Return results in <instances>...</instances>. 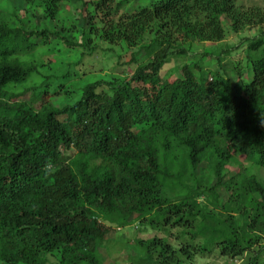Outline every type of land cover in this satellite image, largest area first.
<instances>
[{
  "label": "trees",
  "instance_id": "16d2710c",
  "mask_svg": "<svg viewBox=\"0 0 264 264\" xmlns=\"http://www.w3.org/2000/svg\"><path fill=\"white\" fill-rule=\"evenodd\" d=\"M24 1L40 13V30H27L14 10L11 20L0 18V261L102 264L111 225L135 215L180 231L178 247L164 237L137 239V264H191L213 247L260 264L264 182L249 165L227 179L223 168L242 155L264 169V9L238 0H151L127 11V0H77L84 28L80 42L65 38L67 45L91 47L90 57L99 40L145 57L137 63L131 52L129 77L78 83L72 64L42 58L55 47L41 50L66 31L56 24L63 16L71 22L69 0ZM254 24L261 29L245 39L246 70L235 61L234 75L213 70L212 60L220 64L229 50H204L176 77L160 75L186 52L176 36L219 41L225 25ZM203 162L213 183L198 176ZM220 187L229 193L224 202Z\"/></svg>",
  "mask_w": 264,
  "mask_h": 264
},
{
  "label": "rangeland",
  "instance_id": "374dc122",
  "mask_svg": "<svg viewBox=\"0 0 264 264\" xmlns=\"http://www.w3.org/2000/svg\"><path fill=\"white\" fill-rule=\"evenodd\" d=\"M88 1V0H87ZM117 1V0H116ZM151 0H127L121 8L122 10H134L139 5H145ZM239 4L245 6L258 5L264 9V2L262 0H238ZM65 11L69 12L71 15V22L66 20L65 16L60 17V21L56 25H63L64 31L61 35L62 37L51 39V43L48 46L42 48L41 50H46L48 47H55L57 50L53 53L43 54L42 58L45 61L53 59L54 55L56 59L60 61L59 65L62 63L72 64V72L75 73L74 79L78 83H85L87 79L93 81L101 75H106V73H112L121 76H128L132 73L135 64L128 62L131 58V52H135L136 48H131L130 50H125L122 44H109L105 41L94 40L92 45H96L95 51L91 54L90 57H85L91 47H83L81 45L69 46L65 43V38L70 39L71 41L80 42V33L83 26L82 16L83 10L79 5L77 0H69L68 4L64 7ZM87 9L92 10L87 7ZM14 10L19 17H24L23 22L24 27L27 30L30 28L41 29L43 26V21L41 20L40 13L35 9L31 8L24 0H0V18L10 19L12 18L11 11ZM11 20V19H10ZM62 21V22H61ZM13 23L19 24L17 20H12ZM56 22V21H55ZM73 25V26H72ZM226 30L224 36L219 41H198V40H182L181 37L176 36V45L177 43L185 49V53L181 56H174L170 58L167 63L164 64L160 75L164 78H174L177 73L180 72V66L183 63H193L197 55L204 50H213L216 51L229 50L226 54H223L224 58L219 64L218 61L212 60L209 67L213 70H223L222 68L226 67L227 72L234 75V72L231 71V62H240L241 67L246 70L247 60L245 57L244 49L246 48L247 42L245 39L252 36L259 35L261 26L258 24L246 25L244 28H241L239 31H234L229 25H225ZM93 41V38L92 40ZM175 42V41H174ZM212 52V51H211ZM138 62H141L145 59L143 53L135 52ZM84 60L80 62L82 59ZM60 65V66H61ZM222 67V68H221ZM85 69L87 72L82 74V70ZM81 77H78L76 72ZM61 96H55V100ZM250 172L254 173L257 178L261 179L264 182V169L261 167H255L251 164H248L242 155L236 156L223 168L224 179L229 178L235 174L242 166H248ZM205 163H200L198 168L199 178L203 183L215 181V177L210 174L209 179L206 178L207 171ZM219 201L224 202L228 197V192L220 187L218 189ZM206 207L213 211L214 214H217L220 209L217 207L207 204ZM132 217L131 222L125 226H115L111 225V229L107 234V242L105 246L99 248V251L102 256V264H137V257L140 256V251H138L135 241L137 239H149L152 237H164L169 243L174 247L179 246L178 238L176 237L180 234L178 227H170L165 229H157L151 227L148 224L140 221V219ZM264 244V238L262 239V245ZM256 246L254 248H258ZM156 254L154 255V257ZM244 261V260H243ZM242 259L240 257H224L219 254V250L216 247L212 248V251L208 254L198 253L191 261V264H242ZM260 264H264V248L260 254ZM3 262V261H2ZM0 264H7L2 263ZM54 261L51 260L49 264H53Z\"/></svg>",
  "mask_w": 264,
  "mask_h": 264
}]
</instances>
